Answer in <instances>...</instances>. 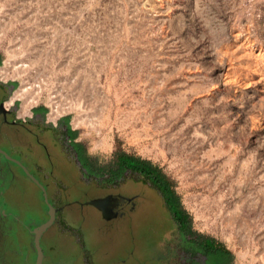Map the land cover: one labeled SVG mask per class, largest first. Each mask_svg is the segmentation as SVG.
Here are the masks:
<instances>
[{"label": "rangeland", "instance_id": "obj_1", "mask_svg": "<svg viewBox=\"0 0 264 264\" xmlns=\"http://www.w3.org/2000/svg\"><path fill=\"white\" fill-rule=\"evenodd\" d=\"M2 1L0 80L15 83L8 104L20 100L26 114L15 96L35 89L53 120L52 99L71 106L59 115L93 157L123 151L158 165L196 232L224 244L235 264H264V0ZM9 65L26 71L5 79ZM126 180L73 177L74 188L48 189L71 218L41 238L42 264L186 261L155 192ZM110 194L137 195L135 210L104 221L82 206ZM47 212L25 182L0 196L10 220H0V264H35L32 230Z\"/></svg>", "mask_w": 264, "mask_h": 264}, {"label": "flooded vegetation", "instance_id": "obj_2", "mask_svg": "<svg viewBox=\"0 0 264 264\" xmlns=\"http://www.w3.org/2000/svg\"><path fill=\"white\" fill-rule=\"evenodd\" d=\"M1 62L0 54V64ZM14 90L15 83H5L0 80V196L4 198L6 191L19 188L20 184L25 182L30 186L33 185L41 192L42 201L46 205L43 197L44 190L48 203L56 209L53 223L43 233L44 235L51 228H56L57 230L60 228L61 230L62 227H66L68 225L66 221L70 222L69 219L71 218L65 213L67 210L66 206L57 202L59 198L55 199L48 195L47 190L74 188L73 177L78 179L76 184L82 182L91 186L96 185L97 182L94 178L86 176V171L82 167L83 162L91 163L92 161L90 160V153L87 147L81 142L79 133L72 126L70 117L68 115H59L53 120L49 118L46 107L38 104L31 106L28 109V113L22 114L20 100L16 99L11 104H8L11 99L9 95ZM127 178L128 176H125L121 182L110 185V187L121 183L126 184ZM139 183L143 184L142 182ZM155 194L160 199L156 192ZM129 197L132 199L121 206L117 212V218L135 210L139 197L137 195ZM4 203L6 204L5 201ZM162 207L168 216L163 204ZM70 215L75 216L73 212ZM48 219L49 214L47 212V221ZM168 219L170 220L169 216ZM0 220H7V217L1 213ZM171 224L172 233L170 238H175L181 244L185 243L187 249L183 253L186 256V261L181 255L178 259V264H208L207 258L204 256V247L199 248L195 245V242H199V239L193 236L183 239V234L178 233L174 229L172 222ZM155 262L163 264L162 261L158 262L155 260ZM212 264L223 263L219 258L216 263ZM229 264H235V260Z\"/></svg>", "mask_w": 264, "mask_h": 264}, {"label": "trees", "instance_id": "obj_3", "mask_svg": "<svg viewBox=\"0 0 264 264\" xmlns=\"http://www.w3.org/2000/svg\"><path fill=\"white\" fill-rule=\"evenodd\" d=\"M90 160L91 163L83 162L82 167L86 171V176L94 178L97 184L115 185L128 176L152 188L160 197L174 229L183 234L182 238L193 236L199 239L195 245L199 248L204 247V256H206L208 264L216 263L219 258L223 264H229L235 260L234 254L224 244L211 236L202 235L194 230L192 217L185 209L181 197L176 191L175 183L158 165L123 151L114 153L112 158L104 163L98 161L91 154Z\"/></svg>", "mask_w": 264, "mask_h": 264}, {"label": "water", "instance_id": "obj_4", "mask_svg": "<svg viewBox=\"0 0 264 264\" xmlns=\"http://www.w3.org/2000/svg\"><path fill=\"white\" fill-rule=\"evenodd\" d=\"M44 202L48 207L49 219L47 222L42 225L34 228L32 230L33 233V245L36 251V259L35 264H42L43 261V252L42 246L40 244L43 233L52 225L54 220V213L56 209H54L47 201L46 193L43 190ZM132 198L126 195L118 194V195H105L103 197L92 199L82 206H90L101 214V218L104 221H110L117 217V212L121 208L122 205L129 202Z\"/></svg>", "mask_w": 264, "mask_h": 264}, {"label": "bare ground", "instance_id": "obj_5", "mask_svg": "<svg viewBox=\"0 0 264 264\" xmlns=\"http://www.w3.org/2000/svg\"><path fill=\"white\" fill-rule=\"evenodd\" d=\"M7 2H11V1H18V0H6ZM3 1L2 0H0V3H2ZM6 18V17H5ZM1 20V19H0ZM5 25V24H4ZM6 27H7V25H5ZM26 57V56H25ZM11 64V63H10ZM26 70H20V69H18V68H16V69H11V67H10V65L8 66V67H6L5 69H4V71L2 72V74H3V76H4V78L5 79H7V78H10V77H16V76H19V75H21L22 73H24ZM11 73H12V75H11ZM20 77V76H19ZM37 88H39V89H42L43 88V86L42 85H39ZM37 90V89H36ZM21 94H17V96H15L16 98H24L25 99V103L27 104L28 103V105L26 106V107H24L25 108V110L28 108V107H31V106H33V105H35L37 102H38V97H39V93H36L35 92V89L34 90H32V91H27V90H21V92H20ZM29 101V102H28ZM25 104V105H26ZM52 104L55 106V114L53 115V117L55 116V118H57L58 116H59V114H62L63 112H67V111H69V108H71V106L70 107H68L67 109L65 108V109H63V108H61L60 107V105L58 104V102L57 101H54V99H52ZM64 105H69V103L68 104H64ZM24 110V113H27L26 111ZM230 221L232 222V224H237V225H240V223H241V219H240V217L237 215V214H233L230 218ZM151 246V245H150ZM149 246V247H150ZM152 246H154V245H152ZM149 249V248H148ZM153 250V249H152Z\"/></svg>", "mask_w": 264, "mask_h": 264}, {"label": "crops", "instance_id": "obj_6", "mask_svg": "<svg viewBox=\"0 0 264 264\" xmlns=\"http://www.w3.org/2000/svg\"><path fill=\"white\" fill-rule=\"evenodd\" d=\"M44 236V235H43ZM43 236H42V238H43ZM31 263V262H30Z\"/></svg>", "mask_w": 264, "mask_h": 264}]
</instances>
